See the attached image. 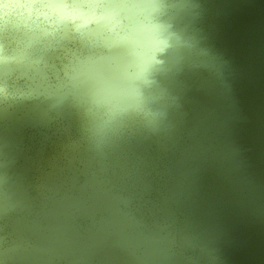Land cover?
Returning <instances> with one entry per match:
<instances>
[{
    "label": "water",
    "instance_id": "1",
    "mask_svg": "<svg viewBox=\"0 0 264 264\" xmlns=\"http://www.w3.org/2000/svg\"><path fill=\"white\" fill-rule=\"evenodd\" d=\"M61 1L0 15V105L57 125L0 132V264H264V30L225 41L248 4ZM100 53L110 97L74 83Z\"/></svg>",
    "mask_w": 264,
    "mask_h": 264
},
{
    "label": "rangeland",
    "instance_id": "2",
    "mask_svg": "<svg viewBox=\"0 0 264 264\" xmlns=\"http://www.w3.org/2000/svg\"><path fill=\"white\" fill-rule=\"evenodd\" d=\"M247 3L253 19H245L242 22H236L231 29V34L225 38L231 51L240 57H246L249 51L262 39V34L258 33L259 29L264 30V0H244ZM51 7L61 10V0H49ZM106 12L102 16L95 17L97 25L103 26L108 14L114 12V5L109 2L106 6ZM261 22V23H260ZM66 34L69 31L66 29ZM264 34V32H263ZM138 35H140L138 33ZM107 44L110 45V56L116 61L119 70L124 68L125 60L128 58L129 46L109 39ZM96 55V54H95ZM100 53L98 59L91 61L92 56L86 60L78 62V69L74 77V83L77 88L85 91L97 92L98 94L110 97L112 89L114 90L116 76H113L109 82L107 74L104 73L103 67L108 62V57ZM109 56V57H110ZM113 80V81H112ZM12 129L15 132L20 131L24 135L36 131H51L57 128L53 120L47 119L36 112L29 111L23 107H9L0 105V132Z\"/></svg>",
    "mask_w": 264,
    "mask_h": 264
},
{
    "label": "clouds",
    "instance_id": "3",
    "mask_svg": "<svg viewBox=\"0 0 264 264\" xmlns=\"http://www.w3.org/2000/svg\"><path fill=\"white\" fill-rule=\"evenodd\" d=\"M11 7L12 4L7 0H0V15H6Z\"/></svg>",
    "mask_w": 264,
    "mask_h": 264
}]
</instances>
